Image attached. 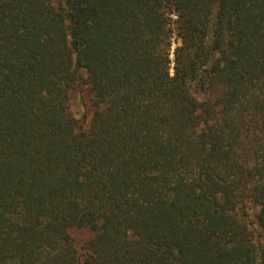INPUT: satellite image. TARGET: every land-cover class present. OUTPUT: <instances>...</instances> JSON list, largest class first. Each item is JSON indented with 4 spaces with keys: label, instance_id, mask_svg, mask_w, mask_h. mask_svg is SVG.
<instances>
[{
    "label": "trees",
    "instance_id": "obj_1",
    "mask_svg": "<svg viewBox=\"0 0 264 264\" xmlns=\"http://www.w3.org/2000/svg\"><path fill=\"white\" fill-rule=\"evenodd\" d=\"M263 238L264 0H0V264H264Z\"/></svg>",
    "mask_w": 264,
    "mask_h": 264
},
{
    "label": "rangeland",
    "instance_id": "obj_2",
    "mask_svg": "<svg viewBox=\"0 0 264 264\" xmlns=\"http://www.w3.org/2000/svg\"><path fill=\"white\" fill-rule=\"evenodd\" d=\"M83 104L84 102L82 101L80 95H75V98L73 100V104H72V109L73 111L76 113V114H79L80 112H82L83 110ZM257 208L254 207V206H250L249 209H248V212L249 214L254 217V214L256 212ZM74 234L76 235V237L79 239V240H82L85 236L84 233H81L79 231H75ZM78 240V241H79ZM263 244H264V238H263Z\"/></svg>",
    "mask_w": 264,
    "mask_h": 264
}]
</instances>
